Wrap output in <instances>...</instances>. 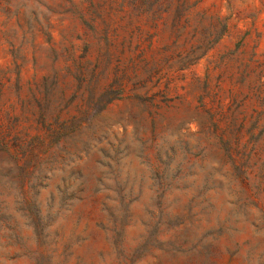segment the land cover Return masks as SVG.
Masks as SVG:
<instances>
[{"label": "rangeland", "instance_id": "374dc122", "mask_svg": "<svg viewBox=\"0 0 264 264\" xmlns=\"http://www.w3.org/2000/svg\"><path fill=\"white\" fill-rule=\"evenodd\" d=\"M0 264H264V0H0Z\"/></svg>", "mask_w": 264, "mask_h": 264}]
</instances>
